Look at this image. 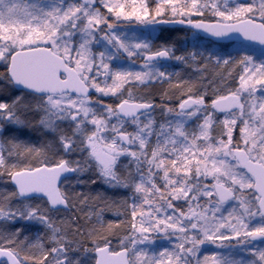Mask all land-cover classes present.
<instances>
[{
    "label": "snow or ice",
    "instance_id": "6c2138e0",
    "mask_svg": "<svg viewBox=\"0 0 264 264\" xmlns=\"http://www.w3.org/2000/svg\"><path fill=\"white\" fill-rule=\"evenodd\" d=\"M0 264H264V0H0Z\"/></svg>",
    "mask_w": 264,
    "mask_h": 264
}]
</instances>
